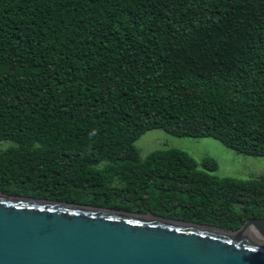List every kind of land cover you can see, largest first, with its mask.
I'll return each mask as SVG.
<instances>
[{
	"label": "trees",
	"instance_id": "obj_1",
	"mask_svg": "<svg viewBox=\"0 0 264 264\" xmlns=\"http://www.w3.org/2000/svg\"><path fill=\"white\" fill-rule=\"evenodd\" d=\"M264 159V0H0V193L235 231L264 176L212 175L146 131Z\"/></svg>",
	"mask_w": 264,
	"mask_h": 264
},
{
	"label": "water",
	"instance_id": "obj_2",
	"mask_svg": "<svg viewBox=\"0 0 264 264\" xmlns=\"http://www.w3.org/2000/svg\"><path fill=\"white\" fill-rule=\"evenodd\" d=\"M0 264H264V221L225 231L0 193Z\"/></svg>",
	"mask_w": 264,
	"mask_h": 264
},
{
	"label": "rangeland",
	"instance_id": "obj_3",
	"mask_svg": "<svg viewBox=\"0 0 264 264\" xmlns=\"http://www.w3.org/2000/svg\"><path fill=\"white\" fill-rule=\"evenodd\" d=\"M13 146L9 141H0V152ZM134 147L141 158L152 151L167 149L183 151L195 162L210 158L217 166L212 175L218 178L248 180L264 176L263 158L238 155L209 138H176L161 130H150L134 142Z\"/></svg>",
	"mask_w": 264,
	"mask_h": 264
}]
</instances>
